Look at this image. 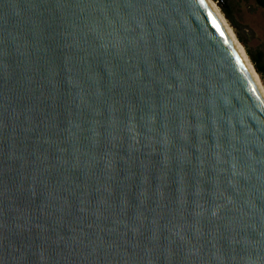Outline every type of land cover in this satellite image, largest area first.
I'll use <instances>...</instances> for the list:
<instances>
[{"label": "water", "instance_id": "1", "mask_svg": "<svg viewBox=\"0 0 264 264\" xmlns=\"http://www.w3.org/2000/svg\"><path fill=\"white\" fill-rule=\"evenodd\" d=\"M0 264H264V93L207 0H0Z\"/></svg>", "mask_w": 264, "mask_h": 264}, {"label": "rangeland", "instance_id": "2", "mask_svg": "<svg viewBox=\"0 0 264 264\" xmlns=\"http://www.w3.org/2000/svg\"><path fill=\"white\" fill-rule=\"evenodd\" d=\"M214 1L221 9L218 1ZM228 2L230 3L234 18L238 23L240 33L248 47L254 52L263 51L264 53V6L257 0H228ZM222 13L224 14L223 11ZM226 19L228 20L227 17ZM228 22L232 26L229 20ZM232 28L234 29L233 26ZM260 76L264 85V77L261 74Z\"/></svg>", "mask_w": 264, "mask_h": 264}, {"label": "bare ground", "instance_id": "3", "mask_svg": "<svg viewBox=\"0 0 264 264\" xmlns=\"http://www.w3.org/2000/svg\"><path fill=\"white\" fill-rule=\"evenodd\" d=\"M209 5L211 6V8L213 9V11L216 13V15L219 17L220 21L223 23L224 27L226 28L228 34L230 35L231 39L233 40V42L235 43V45L237 46V50L240 53V55L242 56V58L245 61V64L247 66V68L249 69V71L252 73V75L255 77V80L257 82L258 87L261 89V91L264 93V85L261 79L260 74L258 73V71L256 70L252 60L250 59L245 46L243 45V43L238 39L234 29L232 28V26L229 24L228 20L226 19V17L224 16V14L222 13L220 7L218 6V4L214 1V0H207Z\"/></svg>", "mask_w": 264, "mask_h": 264}, {"label": "trees", "instance_id": "4", "mask_svg": "<svg viewBox=\"0 0 264 264\" xmlns=\"http://www.w3.org/2000/svg\"><path fill=\"white\" fill-rule=\"evenodd\" d=\"M219 5L221 6L222 11L224 12L225 16L228 18L234 30L237 34L238 39L243 43L245 46L250 59L252 60L256 70L264 77V53L263 51L254 52L251 48L248 47L245 39L243 38L242 34L240 33L238 23L234 18V15L231 11L230 3L228 0H217ZM261 5L264 6V0H257Z\"/></svg>", "mask_w": 264, "mask_h": 264}]
</instances>
